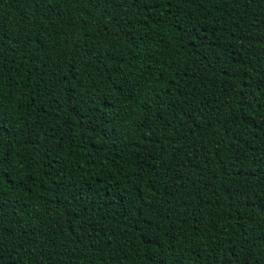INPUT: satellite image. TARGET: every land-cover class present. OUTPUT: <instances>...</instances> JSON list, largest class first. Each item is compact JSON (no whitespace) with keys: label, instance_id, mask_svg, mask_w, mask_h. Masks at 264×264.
<instances>
[{"label":"trees","instance_id":"obj_1","mask_svg":"<svg viewBox=\"0 0 264 264\" xmlns=\"http://www.w3.org/2000/svg\"><path fill=\"white\" fill-rule=\"evenodd\" d=\"M0 264H264V0H0Z\"/></svg>","mask_w":264,"mask_h":264}]
</instances>
